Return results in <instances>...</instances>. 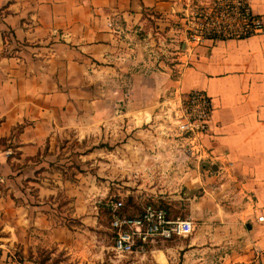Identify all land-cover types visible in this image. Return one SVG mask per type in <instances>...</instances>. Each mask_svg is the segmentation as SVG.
I'll use <instances>...</instances> for the list:
<instances>
[{"label": "crops", "instance_id": "1", "mask_svg": "<svg viewBox=\"0 0 264 264\" xmlns=\"http://www.w3.org/2000/svg\"><path fill=\"white\" fill-rule=\"evenodd\" d=\"M212 2L0 0V264H38L27 255L45 244L72 253L76 232H98L92 191L103 198L113 177L104 168L113 165L117 190L135 184L132 172L169 168L190 191L183 198L170 177L159 178L165 196L157 183H138L135 199L188 206L184 218L196 233L188 244L184 237L148 243L132 264H218L223 238L229 254L222 264H264V223L253 212L264 206V24L245 38L193 45L187 22ZM248 3L264 21V0ZM156 35L179 43L171 65L150 58L145 44ZM193 89L214 107L201 167L170 166L164 159L178 157L175 148L125 151L122 143L108 163L113 153L93 147L144 134L154 144L164 105ZM145 124L150 129H137ZM147 252L154 260H145Z\"/></svg>", "mask_w": 264, "mask_h": 264}, {"label": "built area", "instance_id": "2", "mask_svg": "<svg viewBox=\"0 0 264 264\" xmlns=\"http://www.w3.org/2000/svg\"><path fill=\"white\" fill-rule=\"evenodd\" d=\"M263 24V18L251 11L248 0H213L209 8L188 20L186 36L193 45L207 39H239L261 32ZM167 104L161 117L169 126L167 131L182 136L192 151H201L202 137L209 132L214 108L211 97L193 89ZM105 204L110 210L112 249L120 255L144 253L148 243L187 237L194 230L191 219L169 218L164 208L152 203L147 202L131 215L121 211V199H109ZM253 212L256 222L264 223V206L253 208Z\"/></svg>", "mask_w": 264, "mask_h": 264}, {"label": "rangeland", "instance_id": "3", "mask_svg": "<svg viewBox=\"0 0 264 264\" xmlns=\"http://www.w3.org/2000/svg\"><path fill=\"white\" fill-rule=\"evenodd\" d=\"M211 6V5H210ZM209 6V7H210ZM150 19V18H149ZM192 19V18H190ZM189 19V20H190ZM150 22L153 23L154 19H150ZM154 40H150V45L145 44V46L149 49V53L151 55V59L156 60V62L158 60L163 61L165 64H169L171 65V63L173 62L172 58H174L176 55L173 54L175 51H179L180 47H179V43H176L175 45H171L168 46L167 45V38H160L159 35L154 36ZM142 38V37H141ZM152 39V38H150ZM146 56H145V60H146ZM141 63H143V61H139ZM175 62V61H174ZM157 64V63H156ZM125 95V94H124ZM169 97L168 94H164L163 96L161 95V100H166ZM122 100V99H121ZM168 106V104L166 103L165 105ZM164 108V109H165ZM163 109V110H164ZM162 110V111H163ZM169 126L167 124V122H164L163 126L161 127V129H158L157 132L153 131V136H151L150 134V139L151 141H154V144L149 143L148 142V138L147 135H140L137 138H134V141L131 140H126L124 139L122 142L121 141H115L113 140H109L106 141L104 140L103 142L99 141V140H95L93 141V147L96 148H102L105 149L106 151H110L113 154H111L110 157L104 158V160H106L108 163H113L115 162V146H119L120 144H124V150L125 151H129V150H159V149H177L178 150V157H170V158H165L164 161H167L168 164L170 166H172L173 164H186L189 168L188 170L192 169V164H194V161H198V165L201 167V163L203 162V160L206 158V156L202 155V150L205 148L204 145L202 147V150L199 152H195V150L193 149V151L190 149V145L187 144V141L182 138V136L175 134V132H169L167 131ZM150 127H148L146 124L145 125H139L137 126V129H143L146 131V129ZM167 131V132H166ZM110 138V137H108ZM186 156V157H185ZM97 159H100V157H96ZM140 161L143 162H147L149 160L148 157H141L139 158ZM158 160V159H157ZM156 160V161H157ZM209 164H206L205 167L206 169H210V167L208 166ZM108 168V169H107ZM104 170H111L109 172L110 175H112V179L110 180V184L107 187V191L105 192V195L103 196V198H101L100 195H98L96 193V191L93 188L92 191V200L97 204V208H98V214H97V220L96 223L94 224L95 227H91L92 230L94 231H98V232H76V245L74 248V252L69 253L68 249L63 247V246H59V245H55V244H51V245H43L42 247H39L36 254L33 253H29L27 255V258L29 259H34V261H36L38 264L42 263V264H132V261L134 260V254H130V255H120L117 254L113 249H112V232L110 230V225H109V218L107 216V212L104 211V208L102 206L104 200L105 203L107 202V200L109 199H121L123 201V206L125 208V210L127 212H130L132 207H138V209H141L142 206L144 204H146L147 202H153L155 204H159L162 207H164L167 211V213L171 216H181L182 218H184L185 215V208H188V206L185 205H172V204H168L167 200L164 198H157L156 200H152L151 197H148L147 195H142L141 194L137 197L138 199H135V191L138 188V183H141L143 180H147V184H148V180L150 181L149 186H153L154 184H158V186L160 187L159 189H163V180H165V178H169L173 181L176 180L177 185L181 184L179 183V175L180 172H176V173H171L170 169L168 168L167 170H164V172H153V173H148V174H143L140 173V175H138L137 172H132L130 174V177L134 179L135 184L134 185H129V187H127V185H125V189H118L115 185L116 179H115V169H114V165L113 167H105ZM93 175L96 176L95 172H93ZM192 174H188V177H190ZM138 176H143L140 179V177ZM160 177L163 178V180L160 182ZM101 179H104V177H99ZM156 178V181L154 182V179ZM146 184V185H147ZM148 186V185H147ZM182 194V197L185 198L187 195V197H189L188 192H190L189 190H186V187L181 188L180 185L178 186V190L176 191V193H180ZM184 192V193H182ZM187 193V194H186ZM191 194L193 196L198 197L199 194V189H195L193 188V190L191 191ZM124 194V195H123ZM168 192H166L164 189L161 193H159L158 196H165L167 195ZM101 198V199H100ZM189 209V208H188ZM188 211V210H187ZM194 231V230H193ZM194 233L196 232H192L189 236L184 237V238H180L183 239L181 240L184 244H188V242L190 241V237L194 235ZM2 235V233H0V236ZM179 239V238H178ZM161 242H158L157 245H160ZM210 244V241H208L207 243H204V245ZM221 245L220 248V259H219V263L218 264H222V262L227 258V238H223L219 241V243ZM69 253V254H68ZM229 254V253H228ZM160 257V261L162 262L163 258L162 256ZM155 256L153 253H146V258L145 260L149 259V260H154ZM211 259V258H210ZM208 260L206 262H204L203 264H214L211 263V260ZM40 262V263H39ZM146 264H153L150 263L148 260L146 261Z\"/></svg>", "mask_w": 264, "mask_h": 264}, {"label": "trees", "instance_id": "4", "mask_svg": "<svg viewBox=\"0 0 264 264\" xmlns=\"http://www.w3.org/2000/svg\"><path fill=\"white\" fill-rule=\"evenodd\" d=\"M148 203H152V204H154L155 206H158V207L164 208V207H162L161 205H159V204H155V203H153V202H148ZM102 206H103V208H104V211L107 212V216H108V218H109V223H110V210H109L108 206L105 204V200H104ZM164 209H165V208H164ZM165 210H166V209H165ZM121 211H122L123 213H125V214H129V215H131L129 212H127V211L125 210L124 206L121 208ZM166 212H167V211H166ZM167 217H169L168 213H167ZM169 218H170V217H169ZM39 263H40V262H39ZM40 264H42V263H40Z\"/></svg>", "mask_w": 264, "mask_h": 264}]
</instances>
